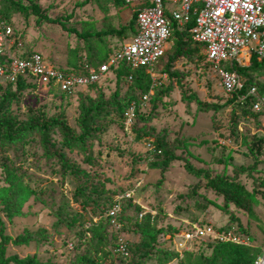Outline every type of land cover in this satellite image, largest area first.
Instances as JSON below:
<instances>
[{
	"label": "rangeland",
	"instance_id": "rangeland-1",
	"mask_svg": "<svg viewBox=\"0 0 264 264\" xmlns=\"http://www.w3.org/2000/svg\"><path fill=\"white\" fill-rule=\"evenodd\" d=\"M31 2L38 3L48 17L59 23L39 25L33 15L21 14L12 15L11 21L25 35L26 46L64 68L90 55L91 50L107 49L118 40L131 38L134 30L129 23L139 5L133 2L129 7H118L112 0H23L25 4ZM123 28V36L111 33ZM167 61L156 65L157 86L149 92L146 103L139 92L122 83L117 85L110 78L101 87L74 96L47 94L29 87L6 105V113L17 126L26 128L13 142L0 140V216L3 234L11 237L5 260L32 256L41 264H134L139 253L150 251L143 264H197L198 258L211 255L206 249V255H176L163 237L168 227L184 229L187 223L227 227L245 240V247L260 250L261 254L263 121L237 104H227L232 95L225 92L200 48L193 60L180 59L176 63L173 71L181 73L180 86L177 79L163 72ZM260 79L264 82V76ZM169 87L172 90L167 94ZM12 91L0 78V107ZM184 93H195L205 103L227 106L203 113L195 102L185 103ZM90 106L101 107L104 131L84 146L65 148L63 135L53 129L48 147L42 132L30 127L33 118L46 124L63 116L80 134L82 108ZM134 107L136 117L128 125V113ZM145 132H167L176 155L209 170L213 177L227 176L243 185L253 195L258 219H250L233 206L227 214L223 199L205 188L203 178L189 175L181 161H174L163 176L161 171L152 170L154 138L144 136ZM55 151L66 154L73 163V172L63 168ZM12 192L20 196L13 216L8 217L1 211L2 199ZM115 206L120 207L118 215L108 217ZM230 214L240 219L242 228L237 222L230 224ZM100 219L108 235L102 246L88 232ZM146 226L163 231L151 247L142 243L144 235L152 234ZM19 235H30L34 241L15 246L13 240ZM121 242L129 247L128 257L116 252ZM1 249L0 239V263ZM171 253L175 258L166 263Z\"/></svg>",
	"mask_w": 264,
	"mask_h": 264
},
{
	"label": "built area",
	"instance_id": "built-area-1",
	"mask_svg": "<svg viewBox=\"0 0 264 264\" xmlns=\"http://www.w3.org/2000/svg\"><path fill=\"white\" fill-rule=\"evenodd\" d=\"M133 2L139 5L134 8L137 18L132 38L121 43L103 65L95 67L85 63L76 70L60 67L26 46L24 38L17 36L0 9V58L3 59L0 78L9 83L24 78L47 94L71 95L101 84L113 69L125 63L133 71L146 70L153 80L152 92L157 86L156 65L175 45L174 25L182 28L193 22L191 37L204 46L206 60L225 92L236 95L240 101L252 97V111L261 117L264 125V95L255 87L246 95L241 94L245 80L238 72L225 67L228 64L249 66L254 57L264 60V0H127L129 5ZM149 97L150 94L145 95L143 102ZM135 117L134 107L128 113V125ZM119 211L120 207L115 206L108 215L117 216ZM165 239L180 256L214 244L248 245L234 231L200 223H187L184 229L179 228ZM116 252L124 257L130 254L124 242L117 245ZM254 264H264V248Z\"/></svg>",
	"mask_w": 264,
	"mask_h": 264
},
{
	"label": "trees",
	"instance_id": "trees-1",
	"mask_svg": "<svg viewBox=\"0 0 264 264\" xmlns=\"http://www.w3.org/2000/svg\"><path fill=\"white\" fill-rule=\"evenodd\" d=\"M116 6L125 5L129 7L130 5L127 3V0H112ZM3 9H1L2 16L5 20H7L10 24L13 25L17 32V36H20L24 38V34L21 33L17 28L14 26V24L11 21V17L14 14H21L26 17H29L33 15L36 18L37 24L41 25L42 23H59V21L52 20L50 17H48L45 13V11L41 8V6L36 2H31L30 4L23 3V0H3ZM136 18H137V12L134 13V17L129 23V27H131L134 32L133 35L136 33ZM193 22H191L189 25H186L185 27L180 28L178 25H174V31L172 40L174 41V48L173 50H170L166 56L160 61L159 65H161L166 59L168 61L163 65V72L167 73L170 78L177 79V83L180 86L182 79H181V73L177 71H173L174 67L176 66V63L180 59H186L188 61H191L195 58V56L199 53V48L201 49V53L204 55L203 50L204 46L200 43H197L193 41L190 33V29L193 26ZM125 28L119 30V31H112L111 33L119 34L120 36H123L125 32ZM74 33H77V31H73ZM109 33H105V35H108ZM132 35V36H133ZM132 38V37H131ZM127 38L124 40H118L117 43H115L113 46H109L107 49H101L98 51L91 50L90 55H84L77 59L75 62L71 64L70 69H78L80 66H82L85 63L90 64L91 66L99 67L103 65L111 54L114 53L119 47L121 43H124L125 41L131 39ZM204 57H206L204 55ZM3 59L0 58V61ZM207 61V60H206ZM226 69L231 71H236L243 77L245 80V85L242 90L241 94L246 95L249 90L253 87L257 88L258 91L264 95V82L261 81L260 77L264 76V60L259 61L257 57H254L252 59V63L249 66L242 67L239 65H235L234 67H231L230 64L225 66ZM132 77V80L130 78ZM115 79L117 85L123 84L126 85L128 88H131L134 92H139L143 97L152 89L153 86V80L152 77L146 72L144 69H138V70H132L130 66L123 63L118 68L113 69L107 79L103 81L101 84H95L87 89L84 90H78L77 92L71 94V95H77L79 93H83L86 90L90 88H98L101 87L104 82H106L108 79ZM9 83V82H8ZM9 85L12 87L14 91L10 92L9 94L5 95L3 101L1 102L0 107V140L3 141H10L13 142L17 135L19 134V131H24L25 126L18 127L15 119L6 113V105L9 104L16 96L17 94L24 91L26 88L32 87L33 85L28 82L27 79L20 78L17 83H9ZM172 90L171 87L166 89V93H170ZM165 93V94H166ZM67 95L63 93H56V95ZM184 101L185 103L189 104L191 102H195L199 110L203 113H208L211 111H218L220 109L225 108L227 105L219 106L217 104H210L205 103L199 99V97L192 93L190 95L184 93ZM253 98L248 97L245 101H240L236 95H232L230 100L228 101V105L237 104L238 107H241V109L248 111L251 113L252 116L257 118L261 121V117L254 113L252 111V104H253ZM101 107L95 106V107H83L82 113L80 116V128L81 132L80 134H77L74 129H72L63 116H59L57 118L51 119L46 124H41L37 118H33L30 127L37 128L42 132L44 141L48 145V140L50 137V132L53 129H59L61 134L63 135V144L65 148L67 149H75L79 146H84L88 140H93L99 136L100 133L104 131L103 129V121L101 117ZM121 111L122 109L119 108ZM150 135V133L145 132L143 133L144 136L152 137L154 138L153 144L155 146V159L150 163V168L152 170L161 171L162 176L165 174L169 166L174 161H181L183 162L184 168L186 172L194 176L196 178H203L206 181L205 188L211 190L212 192L216 193L218 196H220L224 201V211L228 214L230 207L233 206L236 209L247 213L250 219L257 220L258 215L255 211V205H254V199L252 193L247 190L243 185L240 183L234 181L230 177L219 175L213 177L209 170L203 169V168H197L195 167L188 159H186L183 155H176L175 153V144H172L170 140L168 139L167 132H163L161 134H153ZM55 156L58 158V160L61 162L63 168L67 171L73 172V163L67 158L66 154L64 152L55 151ZM245 170H249L246 168ZM163 181V179H161ZM161 181V182H162ZM261 186L264 187V181L261 183ZM19 193L12 192L9 196H7L5 199H2V207L1 211L5 214V216L12 217L13 212L17 208L18 205V198ZM109 217V215H108ZM97 218V217H96ZM230 224H233L232 222H237V225H239L242 228V223L240 219L235 217L234 215L230 214ZM3 225L4 221L3 218L0 216V239H1V263L0 264H41L35 257H27L25 259H19L18 257H13L10 259L5 260L6 256V247L7 244L10 242L11 237L5 236L3 234ZM223 229H227V227L220 226ZM180 227L175 225H172V227L167 228V233L163 235L165 238L168 234H172L175 231H177ZM146 230L148 232H152L149 237L147 235H144L143 237V246H152L154 245L158 237L161 233H163L162 230L155 231L154 228H148L146 226ZM91 234V237L93 235V238L98 241V244L101 246L105 244V242L108 239V235L105 232L104 229V221L99 220L97 223H93L92 227L89 228L88 231ZM165 240V239H164ZM34 239L30 235H19L13 240V244L15 246H23L28 245L31 242H33ZM199 248L196 249L193 252H188L185 254H204L203 250H207L211 255L209 257H200L197 259V264H254L257 258L259 257L260 250H254L249 249L243 245H236L233 243L228 244H214L209 245L208 248ZM172 250V249H171ZM172 252L176 255H179L174 250ZM174 254H170L168 257L166 263L171 262L175 256ZM184 254V255H185ZM150 255V251L141 252L139 255L133 260L134 264H143L144 260L148 258ZM183 255V256H184ZM124 257V256H123ZM90 264H92L90 262Z\"/></svg>",
	"mask_w": 264,
	"mask_h": 264
}]
</instances>
